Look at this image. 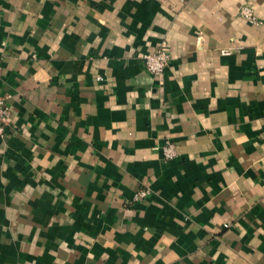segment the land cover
Returning <instances> with one entry per match:
<instances>
[{
  "label": "crops",
  "instance_id": "obj_1",
  "mask_svg": "<svg viewBox=\"0 0 264 264\" xmlns=\"http://www.w3.org/2000/svg\"><path fill=\"white\" fill-rule=\"evenodd\" d=\"M0 95V264H264V0H0Z\"/></svg>",
  "mask_w": 264,
  "mask_h": 264
},
{
  "label": "built area",
  "instance_id": "obj_2",
  "mask_svg": "<svg viewBox=\"0 0 264 264\" xmlns=\"http://www.w3.org/2000/svg\"><path fill=\"white\" fill-rule=\"evenodd\" d=\"M248 15V13H245ZM168 56L163 49H158L151 54L144 56V64L150 73H160L163 71L167 64ZM8 114V105L6 103L5 96L0 95V132L4 130L6 117ZM165 156L171 157L174 155L173 145L169 144L164 149ZM148 192L141 190L139 194L141 196L146 195Z\"/></svg>",
  "mask_w": 264,
  "mask_h": 264
},
{
  "label": "rangeland",
  "instance_id": "obj_3",
  "mask_svg": "<svg viewBox=\"0 0 264 264\" xmlns=\"http://www.w3.org/2000/svg\"><path fill=\"white\" fill-rule=\"evenodd\" d=\"M247 15V14H246Z\"/></svg>",
  "mask_w": 264,
  "mask_h": 264
}]
</instances>
